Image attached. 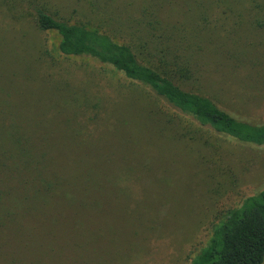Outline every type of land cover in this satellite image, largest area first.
<instances>
[{"label":"rangeland","instance_id":"rangeland-1","mask_svg":"<svg viewBox=\"0 0 264 264\" xmlns=\"http://www.w3.org/2000/svg\"><path fill=\"white\" fill-rule=\"evenodd\" d=\"M263 3L0 0V139L40 137L41 164L61 170L50 201L2 228L0 264H190L213 225L264 188V145L199 126L107 64L61 54L33 6L107 32L152 66L165 56L187 70L173 71L180 87L264 122Z\"/></svg>","mask_w":264,"mask_h":264},{"label":"trees","instance_id":"trees-1","mask_svg":"<svg viewBox=\"0 0 264 264\" xmlns=\"http://www.w3.org/2000/svg\"><path fill=\"white\" fill-rule=\"evenodd\" d=\"M261 5L264 8V3ZM32 8L37 28L58 35L57 48L61 54L87 56L107 64L130 81L147 87L173 111L191 118L199 126L240 142L264 145V122L236 117L207 95L180 87L172 78L173 71L181 69L186 75L187 70L177 67L176 62H169L164 56L158 60L160 66H152L139 60L129 44L117 41L105 31L68 23L39 5ZM260 23L264 25V18ZM21 157L20 162H15ZM1 159H11L13 163L7 165L10 171L0 170V225L3 226L0 232L30 218L40 203L50 201L57 193L61 174V170L54 171L41 164L40 137H3L0 162ZM28 230L32 231L31 226ZM17 236L25 237L28 244L34 241L29 235ZM263 261L264 188L245 197L213 225L208 240L190 264H262Z\"/></svg>","mask_w":264,"mask_h":264}]
</instances>
